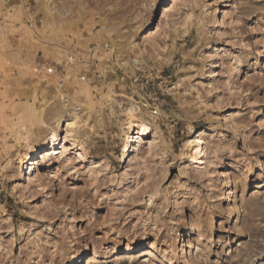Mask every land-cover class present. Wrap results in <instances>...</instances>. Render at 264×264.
<instances>
[{
	"label": "rangeland",
	"instance_id": "1",
	"mask_svg": "<svg viewBox=\"0 0 264 264\" xmlns=\"http://www.w3.org/2000/svg\"><path fill=\"white\" fill-rule=\"evenodd\" d=\"M73 263L264 264V0H0V264Z\"/></svg>",
	"mask_w": 264,
	"mask_h": 264
},
{
	"label": "bare ground",
	"instance_id": "2",
	"mask_svg": "<svg viewBox=\"0 0 264 264\" xmlns=\"http://www.w3.org/2000/svg\"><path fill=\"white\" fill-rule=\"evenodd\" d=\"M56 36H58V31H54V37L56 38ZM139 64H140V59L137 57L132 58V61L131 60L130 61H126V60L117 61V65H119L120 67H124V68L131 67L132 65L133 67L134 66L137 67ZM105 97H107V101L110 103L116 102L115 98H113V95L111 94ZM62 103H63L64 110H66L65 108H67V99L63 98ZM79 112H85L87 115H89L91 113V110L89 108H84L78 105L75 108L74 112L72 113L74 115V118L78 119ZM127 116L129 120H131L135 124L136 133L134 135H136L137 139H139L140 136H148L157 129L155 122L147 121L145 116L140 111H138V108H136L133 102L131 103V108L129 109ZM55 128H56L55 130H60L62 128L61 118L56 120ZM55 135H53V138L55 137ZM67 137H68V140L71 142V144L68 146L69 147L68 149L66 147H63L62 152L65 154L68 151H73L75 154L79 156V158L84 159L85 154H86V149L83 146V142L80 141L75 135H68ZM132 138H134V136ZM136 142L137 140H131L130 144L126 146L125 155L123 158L124 164H126L127 161L131 160V155L134 152L132 148L134 146V143ZM202 144H203L202 139L190 140L187 142L186 147L194 151V154H200V149H201ZM46 146H47L46 143L40 140H36L34 143V146L28 145L26 147L27 149L25 148L23 151H20L17 159L19 160L22 166V169H24L23 167L25 166V170L32 172L34 169V165L38 163L37 160L39 159L40 154L42 153V151H44Z\"/></svg>",
	"mask_w": 264,
	"mask_h": 264
},
{
	"label": "built area",
	"instance_id": "3",
	"mask_svg": "<svg viewBox=\"0 0 264 264\" xmlns=\"http://www.w3.org/2000/svg\"><path fill=\"white\" fill-rule=\"evenodd\" d=\"M37 72L40 71V74H44V75H47V76H50L52 73H53V69L52 68H41V69H37L36 70ZM85 80V78H83Z\"/></svg>",
	"mask_w": 264,
	"mask_h": 264
}]
</instances>
